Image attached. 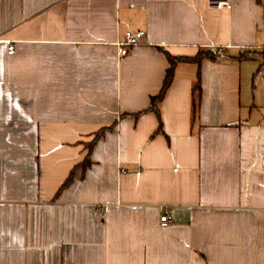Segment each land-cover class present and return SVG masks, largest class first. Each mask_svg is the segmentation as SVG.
<instances>
[{
  "label": "crops",
  "instance_id": "1",
  "mask_svg": "<svg viewBox=\"0 0 264 264\" xmlns=\"http://www.w3.org/2000/svg\"><path fill=\"white\" fill-rule=\"evenodd\" d=\"M0 264H264V0H0Z\"/></svg>",
  "mask_w": 264,
  "mask_h": 264
},
{
  "label": "trees",
  "instance_id": "2",
  "mask_svg": "<svg viewBox=\"0 0 264 264\" xmlns=\"http://www.w3.org/2000/svg\"><path fill=\"white\" fill-rule=\"evenodd\" d=\"M167 57H168L170 66H169V69L167 70L162 90L159 93V95L151 98V105H152L151 110L155 111V113L158 115V118L160 121L159 132H163V123L161 121V116H160V104L165 99L167 92L172 85L176 65L179 63H182V62H189V61L190 62H197L198 64H200V62L205 58H209V59L214 60L216 58V52L215 53H212L210 51L206 52V53L202 52L194 59L174 58V57L170 56L169 54L167 55ZM200 89H201L200 85L197 84L195 87V92H199ZM197 108H198V105H197V102L195 101V112L197 111ZM70 181H71V178H69V180L67 181V183L64 184L63 187L68 185Z\"/></svg>",
  "mask_w": 264,
  "mask_h": 264
},
{
  "label": "built area",
  "instance_id": "3",
  "mask_svg": "<svg viewBox=\"0 0 264 264\" xmlns=\"http://www.w3.org/2000/svg\"><path fill=\"white\" fill-rule=\"evenodd\" d=\"M211 6L214 8H219V9L224 8V7H227V8L230 7V5H228V3L224 1L212 2ZM144 38H145L144 31L126 32L124 41L119 43V47H121V55L123 56L127 55L131 48L141 45ZM13 53H14V47L11 46L9 47V54H13ZM160 221L163 227H168L174 224L175 220L172 214L166 212L161 216Z\"/></svg>",
  "mask_w": 264,
  "mask_h": 264
}]
</instances>
